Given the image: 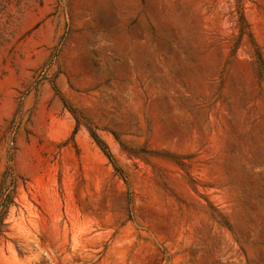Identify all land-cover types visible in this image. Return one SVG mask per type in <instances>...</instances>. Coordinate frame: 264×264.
Wrapping results in <instances>:
<instances>
[{
  "label": "rangeland",
  "instance_id": "374dc122",
  "mask_svg": "<svg viewBox=\"0 0 264 264\" xmlns=\"http://www.w3.org/2000/svg\"><path fill=\"white\" fill-rule=\"evenodd\" d=\"M3 173L0 264H264V0H0Z\"/></svg>",
  "mask_w": 264,
  "mask_h": 264
},
{
  "label": "trees",
  "instance_id": "16d2710c",
  "mask_svg": "<svg viewBox=\"0 0 264 264\" xmlns=\"http://www.w3.org/2000/svg\"><path fill=\"white\" fill-rule=\"evenodd\" d=\"M89 134H90L91 138L93 139V141L95 142V144L102 151V153L112 163L113 169L115 171H117V166L115 164L113 156L109 152V150H108L106 144L104 143V141L95 132H93L91 130L89 131ZM4 180H5V174L3 173L2 180H1V186H0V223H1L2 219H3V217L5 216L6 212H7L9 204L12 201V197L8 193H6L4 195L2 194Z\"/></svg>",
  "mask_w": 264,
  "mask_h": 264
}]
</instances>
